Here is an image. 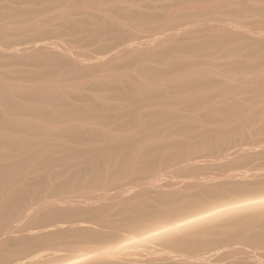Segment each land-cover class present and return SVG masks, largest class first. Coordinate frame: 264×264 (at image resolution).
<instances>
[{
	"label": "bare ground",
	"instance_id": "6f19581e",
	"mask_svg": "<svg viewBox=\"0 0 264 264\" xmlns=\"http://www.w3.org/2000/svg\"><path fill=\"white\" fill-rule=\"evenodd\" d=\"M35 1H37V4L39 2L43 8L53 5H63L65 2H68V0ZM94 1L102 3L105 0ZM204 3L205 2H203V4ZM123 10L125 9L123 8ZM245 10L246 9H243V11ZM38 11L39 9L36 8H27L23 13L32 15ZM115 13H117L118 17L122 16L121 18L123 19L129 18L130 16L128 11H126L125 14L120 9H116ZM92 24L99 31L111 33L118 31L119 20L115 19V17L113 19H97L94 20ZM235 36L226 35L223 39H219L216 42L208 41L205 44L202 43L201 47L204 49L212 48L215 50H222L227 44H232L231 54H229L232 58H235L242 49L241 47L244 42L242 38ZM153 44L155 43L153 42ZM119 47L121 48V46ZM259 47L252 45L251 50H249L251 51V55L258 53V51H260L258 49ZM59 48L62 47L60 46ZM208 51L209 54H211V50ZM162 58L161 55L160 58L142 59L141 63H139L138 70H134V73L131 72V74H128L131 76L117 78L118 80L115 82L119 86V89L113 93L107 92L105 85L99 83L90 90L88 89L89 91L87 92L84 90L85 93L77 91L79 94L75 95L73 97L74 99L71 100H69L68 97L66 99L64 95H62L63 92L60 93L59 86H57L59 68L56 63L59 61V63H64L61 60L50 61L44 58L39 59V66L36 65L37 68L40 67L39 69L24 72V78L26 80L36 83L43 81L44 86H47L45 88L43 87L44 89L37 88L39 89L37 91L27 89V98H29V100L26 98V101H22L25 100L23 98L26 95L25 92H22L23 90L25 91V89H23L22 91H18L23 94L25 93L24 97H21V94V96L19 95L21 101H17L16 99L14 101L17 102L12 103L14 92L12 91L11 96L10 88L8 89L4 84L0 83V189L4 190L0 191V264H166L163 259L173 260L171 264H264V203H262V201H264V179L256 182H247V179L245 180L246 177H253V172L249 174V170L253 171V169H250L253 166V162L250 168L247 166L249 170L244 168L245 171L239 172V170V173L232 171L234 168L230 166V169H227V167L226 170L221 167L222 172L223 170L226 171L221 173L218 172L220 169L218 167L219 169L216 168L217 171L215 174H220L219 176H214L215 174L211 175L213 172L209 170L212 169H208L205 172L209 171L210 174L206 175L204 178H200L199 176L202 174L201 172L205 170V166H202L204 170L202 169L203 171L200 172L201 174H199L198 170L199 175H195L197 171L194 170L195 173L192 176L198 180L195 179L194 184L202 179V181H200L201 184L207 185V183H210V185L208 184L209 186L207 187L203 185L202 188L199 189L198 187L197 189V184H195L196 187H194V190H197L192 194L184 193L185 190L188 191V184L185 186V184L182 183H185V179L178 180V182L175 180L177 183L173 180L176 176L179 177V175L176 174L177 171H179L177 169L180 168V163L177 169L175 168L177 170L175 176V169H172V175L174 177L171 175V170L169 168L167 169L170 173L169 175H166L165 173L167 172H165L164 176H162L163 174L161 173L164 172L162 171V167L165 169L169 164L182 160L188 153L191 154L192 152L198 151L210 153L219 150L223 146L221 145L222 141L218 142L222 136H226L227 140L239 136L240 134L237 131L250 122L248 119H256L258 112L253 111L252 113H248L249 111L246 112L244 110L247 108V104L250 103L247 102L248 100H245V102H247L245 105L243 103L244 101L242 105L240 103L227 102L222 105L219 116L214 110L216 106H212V108L209 106L210 109H206L205 121L207 120L206 122L208 123V120L211 122L216 119L218 121V125L215 124L216 126L212 125L213 122L212 124L210 123L211 125H207L204 121H198L196 117H190L188 120L170 127L166 126L167 120L172 114L166 102L177 99L174 97L176 94L175 92H179L177 93L180 102L190 103L191 106L193 105L195 108H198V105L203 106V103L210 101L213 96L212 93L218 91L222 84H216L210 79V75L209 78L208 76L206 77V73V75L202 76H200L201 74H195V70L186 76H180V78L174 80V82L172 81L171 86L173 88L168 91L165 90L166 88L162 89L161 85L160 87L157 84L151 85V83L155 81L154 78H161L162 76L175 73L181 69L183 70L189 62L185 60L187 57H178L166 62V67L154 69V62L159 59L161 61ZM137 59L141 60L140 58ZM240 60L241 59L236 58L231 61L235 67H241L244 64H252L250 61L246 60V62H244L245 60ZM166 63L164 62V64ZM67 66H69V63H67ZM190 68L191 67H189V69ZM211 68L209 70H212ZM213 68H217L216 65ZM247 69L248 68H246V70ZM176 74H179V72ZM202 74L204 73L202 72ZM145 79L149 82L146 81V83ZM173 91H175V94ZM256 91L258 95L260 94L264 97V83ZM115 101L118 102L116 105V113L113 115H106L108 110L115 106ZM160 102H165L162 103V105L164 104L163 106H166L164 108L162 107L163 110L160 109L157 111L150 119H142L143 117H140L142 115L140 114L141 108L146 106L151 107L155 105V103ZM253 107H255V105H253ZM242 113L245 114V117L242 116ZM234 116L244 117L243 119L238 117V119L241 121L244 120L245 122L242 121L238 124L235 120H231V117ZM65 119H70L71 124L65 125V123H63ZM121 119L122 121H119ZM88 124L92 126L91 128L93 130H85V126ZM137 124L139 127L136 128H138V130L140 129L139 132H135L137 131L135 128ZM90 125H88V127ZM260 127L264 128V123ZM182 132L195 133V136L198 138L197 141H185L180 139V136H176L177 133ZM263 132L264 131H262V133ZM245 134L246 132L244 135ZM251 134V137L248 136L249 141L252 140L250 138L256 135L253 131H251ZM261 138H263L262 141H264V137ZM254 139L256 138L254 137L253 140ZM260 139L259 143L262 142ZM251 142L253 143V141ZM254 142L257 141L254 140ZM257 143L253 144L257 145ZM263 145L264 144H262V146ZM241 146L244 147L245 145L243 144ZM241 148H237V150L240 151ZM233 149L235 148H231V150ZM243 149L245 148H242V150ZM235 150L228 154L226 150L227 155L223 153V155H226V158L220 155V157L223 156L221 160L232 157L231 155L235 153H231L235 152ZM228 151L230 150L228 149ZM244 152L246 153V151ZM239 153L241 154V152ZM256 153L258 152H255V155H257ZM244 155H246V158L249 156H247V154ZM210 156L211 157L207 156L211 158L210 160L206 158V161H202L207 162L208 160L209 162L212 160L211 162H214L220 158L217 157V154H215L217 157L215 158L214 153L210 154ZM212 157L214 159H212ZM256 158L257 156L253 158V161ZM198 159L200 160L202 158ZM232 159L234 161L237 157H233ZM232 159H230V161ZM249 159L251 160L252 158L249 157ZM259 159L256 160L258 163L261 161H259ZM189 160L191 162V159ZM200 161H196V163ZM246 161L247 160H244V162ZM186 162L189 161L186 160ZM238 162L240 163V161ZM238 162H236V164ZM192 163H195V161ZM55 164H63L68 169L69 172L68 175H66V181L64 184L49 185L50 187L43 185L46 181L48 182L49 179H60V177L63 176L59 171L51 174H46L44 172L48 165L52 167ZM182 164L183 163H181V165ZM185 164V166L188 165V168H192L189 164ZM208 164L212 165V163ZM217 164L220 163L217 162ZM169 166L170 168L174 167L171 165ZM200 166L201 165H198V168ZM236 166L237 168L235 171L243 167L240 166V164ZM255 167L256 166L253 167L254 171L256 169ZM160 168L162 170L158 172L162 175L160 173L158 174H160L161 178L154 173ZM188 168L187 170H190V168ZM257 168L258 171L264 170L263 166L259 167L258 165ZM85 169H91L95 175L90 177ZM180 169V171H182V168ZM183 170L185 171L186 168H183ZM213 171L215 170L213 169ZM148 173L152 174V176L150 175L151 177H153V175L157 176L156 179L154 178L155 182L161 183L160 187L163 189L164 187L166 188V186H162L163 179H169L170 181V175L173 177L172 181L174 183L171 184V181L169 185L166 183V180L165 183L170 186H168L169 188L173 187V185H177V187L180 188V183H182L184 187L182 186L180 190H178L179 188L176 186L173 187L174 190H166L167 188L165 190L162 189L163 191L157 190L159 192L155 191V194H157L155 196H152L153 194L150 192L152 195L147 196L146 194L147 197L142 200H140L142 196H140V194L141 192L143 194V190H146V188L138 189L139 191H134L136 200L128 197L130 200L126 199L125 201L124 199L123 206H119L118 204L119 207L115 206L116 208L107 205L111 207V210L103 206L98 208L94 207L92 209H85L83 207L74 208V206L71 208V205L74 204L77 206L76 203L80 204V201H83L82 198H84V195L82 196V194L84 191L83 193L80 191L81 195L80 193L77 195L75 191L76 193H73V195L68 193L70 198H59L62 193L66 192L67 194V191H70L71 188L74 187L73 190H75L79 185H91L93 188L97 183L106 184L108 178H114L116 182L120 181L121 183L122 178L127 180L130 177L139 178L142 176L143 179V176L147 177L146 175H148ZM239 176L241 178L243 177L242 179H244L245 182L234 180L240 179ZM260 176L262 175L259 172H254L255 178ZM125 177L127 178L125 179ZM225 177H229L228 179H232V181L223 180L217 182V180ZM181 178L184 177L181 176ZM249 178L248 180H251V178ZM159 179L162 181L160 180V182ZM134 180L132 179V182ZM130 181L128 180V182ZM138 181L137 179L136 183L138 186H143L141 185L142 182H140L141 184L139 185ZM193 181L192 183L189 182V188H192V185H194ZM200 182L198 183L199 185H201ZM108 184L111 186V183ZM108 184L106 186L110 187ZM146 185L147 187L149 185L153 186L152 182L150 184H145L144 187H146ZM117 187L119 188V186ZM129 187L127 185L126 189ZM135 187L137 188V185ZM135 187L133 185L130 189H134ZM185 187H187V189ZM99 188L100 187L97 189ZM104 188H102V192ZM116 188L114 189L116 190ZM184 188L185 190H183ZM114 189L111 190L113 194ZM119 189H122V187ZM126 189L124 190L125 193L131 191L130 189ZM191 190L193 191V188L189 191ZM120 192H122V190H120ZM97 193L98 196H100V192L98 191ZM108 193L107 191L105 192L106 195ZM113 194H111L112 197ZM101 195H103V193ZM138 195L140 196L139 199L137 198ZM144 195L145 194H143L142 197H144ZM93 197L88 199L84 198L83 204L89 205L90 203H97V197ZM101 199L106 201V198ZM114 199H116V197ZM61 203L66 205L69 204L70 206L59 208L58 206ZM121 203L122 202H120V204ZM48 204L51 206H48ZM115 205H117V203ZM236 245H239L238 248L235 247ZM143 247L150 249V252L154 255L156 254V256L150 259L148 258V260L145 259L146 256L143 258V254L147 253L141 252V250L145 249ZM227 247H231L232 249L233 247L237 248L236 252L242 253L241 255H244L243 258L234 261H226L225 263L223 262L225 260L224 258H215L221 248ZM233 250V252L236 253L235 249ZM233 252L232 254H230L231 252H229V254L226 253V255H233ZM124 256L126 260L127 256H130L128 258L129 260H127L129 261L128 263H120V259L124 258ZM159 260L164 263L157 262Z\"/></svg>",
	"mask_w": 264,
	"mask_h": 264
},
{
	"label": "rangeland",
	"instance_id": "374dc122",
	"mask_svg": "<svg viewBox=\"0 0 264 264\" xmlns=\"http://www.w3.org/2000/svg\"><path fill=\"white\" fill-rule=\"evenodd\" d=\"M36 2L37 1H35V0H0V83L4 84L8 89L10 88L9 89L10 95L12 94V91L14 92L13 97H12V101H11L12 103H15L17 101H21V97H24L25 93L27 95V91H26L27 89L37 91L39 89H44L45 87H47V86H44L43 81H40V83L38 82L39 83V85H38V83L28 81L24 78L25 77L24 72L33 71L35 69L40 68V67L39 68L36 67V65L39 66V63H38L39 59L44 58V59L50 60V61L61 60L64 62V63H62V62L59 63L60 62L59 61L58 63H56V65L59 68V73H58L59 75L57 76L58 81L57 80L56 81L58 82L57 86H59L58 88H59L60 93L63 92L62 95H64V97L66 99L68 97V99L71 100V99H74L73 97L75 95L79 94L78 92L85 93V92L89 91L92 87L98 85L99 83H103L105 85V88H107V92L113 93L119 89V86L116 84L115 81L118 80L120 77L122 78L125 76H131L128 74H131V72L134 73L136 70H138L139 63H141L142 59H149V58H154V57L160 58V56L162 55L163 58L161 59V61L159 59V60H156L157 62L156 61L154 62V65H155L154 69L166 67L167 66L166 62H168L170 60H174L178 57H184V58L187 57L185 60H187V62L188 61L189 62L187 64V66H185L183 68L184 71L181 69L179 71H176L175 73H172V74H169L166 76H162L161 78L160 77H158L157 79L154 78L155 81H153L151 83V85L157 84L159 87L161 85L162 89L166 88L165 90L168 91L171 88H173L171 86L172 81L174 82V80L180 78V76H186L187 74H190L191 72H194L195 70H196L194 72L195 74H199V75L201 74L200 76L207 74L206 77L208 76V78L210 75V79H212L216 84H218V85L222 84L223 85V86L220 85L221 87L219 86L220 89L218 91H214V93H212L214 97L212 96L210 101L203 103L202 104L203 106L198 105L197 106L198 108H195L193 105L191 106L190 103L180 102L179 96H178L179 92L177 91L178 92L177 93V92L173 91V93L175 92L177 94L176 95L174 93L175 94L174 97L177 99H173V100H170V102H166L167 106L169 105L168 108H170V111L173 114V115L171 114V117L167 120L166 126L170 127V126H173L175 124L182 123V122L188 120L190 117H196L198 119V121L206 122L207 120L205 121V118H206L205 113H206V109H210L209 106L211 108H212V106L213 107L216 106L214 110L216 111L215 113L218 114V116H219V113L222 109L221 108L222 105H224L227 102L236 103V104L240 103L241 105L243 103L245 105V104H247V102L248 103L250 102L249 103L250 105L247 104V108H245L244 110L246 112L249 111L248 113H252L253 111L258 112V116L256 119H254V120H252V118L248 119V121L250 120V122H252V123L248 122L249 125L247 124L245 127H243L242 129L237 131L240 134L239 136H236L234 138L232 137L230 140L229 139L227 140L226 136H222L218 140V142L222 141L221 145H223L219 150L213 151L210 153L209 152H206V153L205 152H199V151L198 152H192L191 154L188 153L187 156L184 157L185 159L182 158V160L176 161V163L173 162L172 164H169V165L174 166V167L170 168L169 165L166 166L165 167L166 170L168 168L171 170V175L173 174L172 169H175V168L177 169L179 163H180L179 167L182 168V171H180L181 170L180 168L177 169L179 171H177L176 169H175V171L173 170L174 176H175L176 171H177L176 175H179V177L178 176L175 177L176 179L173 178L174 177L173 175H172L173 177L170 175V181H169V179H165V180L163 179L162 186L163 185L166 186L167 189L165 187H164V189L162 187H160L161 183L155 182V179L157 176L161 178V176H160L161 173L163 174V175L161 174L162 176H164L165 172H167V173H165L166 175L170 174L168 172V170L166 171L164 169V167H162L163 170L160 168L156 172H154L155 174H157V176L153 175V177H151L152 176L151 173H153V172H151V173H148V175H146L147 177L143 176L144 180L142 179V176L139 177L140 179L130 177L127 180H124V178H122V181L120 183V181L116 182V180H114V178H111V179L108 178V181L106 182V184L101 183L102 184L101 185L100 183L99 184L97 183L96 184L97 187L93 186V188H92L91 185L85 184V185H79V187L75 190H73L75 187L71 188L70 191H67V194H66V192H64L65 195H64V193H62V195H60L59 198H63V199H65L66 197L70 198L69 194L73 195V193L75 194L77 192V195H78L80 193V191H81V193H83V191H84L82 196L84 195L83 197L87 198V199L90 197H93V196L97 197L98 191L101 194L103 193V195H101L99 193V195L102 197L98 196L97 199L95 198L96 202L98 201L99 203L97 202L95 204L90 203L89 205L88 204L84 205L83 204L84 198L81 197L83 199V201H80L82 204L76 203L77 206L73 204V205H71V208H73V206H74V208L83 207L85 209L86 208L92 209L94 207L98 208L100 206L101 207L102 206L108 207L109 205L112 208L113 207L116 208L118 206V204H119V206L120 205L123 206L122 204L124 203V199H125V201H126V199H129L130 197L135 199L136 196L134 195L135 194L134 191L135 190L137 191L138 189H145L146 188V190H143V194H145L144 197H142L143 196L142 192L140 194V196L142 195L141 196L142 198L138 195L137 198L139 199V197H140V200H142L145 197L152 195V194H153L152 196L157 195V194H155V191H157V190H159V191L162 189L163 190H165V189L166 190H168V189L174 190L173 187L174 186L177 187V185H173V187L169 188L170 187L169 182L172 181V178L174 181L176 180L177 182H178V180L185 179V183L184 182H182V183L185 184V186L187 184L190 186L189 182L192 183V181L194 180L193 181V184H194L195 179L197 180V178H194L192 176L195 173L194 170L197 171V173H195V175H199L202 173L199 177L204 178L206 175L210 174V172H213L211 175H214L216 173L217 169H219V168L220 169L218 170V172H221V173L226 172L225 170L227 167H228L227 169H230L229 166L231 168H234V170H232V171H234L236 173L239 170H240L239 172H243V171H245L244 168H247V166H248V168H250V166H252V162H253V166L250 168V169H253V171L249 170L248 168L246 169V170H249V174H251V172H253V177L251 178L249 176L251 178V180H248L249 177L248 178L244 177L245 180L247 179V182H256V181H260L261 179H264V176H263L264 170L263 171L257 170L258 165H259V167L260 166L264 167V165H263L264 164V159H263L264 158V153H263L264 152V149H263L264 145L262 146V144H264V141H262L263 138H261V137H264V132L262 133V131H264V128L260 127L264 123L263 122L264 121V97H262L260 94L258 95V93L256 91L264 83V66H263L264 65L263 64V62H264V0H191V1H188V0H105L102 3H98L94 0H77V1L76 0H70V1L68 0V2H65V4H63V5H53V6H49L47 8H45V7L43 8V6L41 4H39V2H38V4ZM203 2H205V3L203 4ZM27 8H34V9L36 8V9H39L40 12L38 11L35 14L27 15V14L23 13L24 10ZM123 8L125 10H123ZM116 9H120L123 13L128 11L130 13L129 18L123 19V18H121L122 17L121 15H120L121 17H118L117 13H115ZM243 9H246V10L243 11ZM114 17H115V19L119 20L118 31H114L111 33L102 32V31L97 30L94 27V25L92 24V22L94 20H97V19H104V18H110V19L112 18L113 19ZM246 18H247V20H246ZM240 24H242V25H240ZM175 26H176V28H175ZM249 26H252V27H249ZM229 32H231V33H229ZM226 35L227 36L228 35L229 36H232V35L235 36L236 35L235 37L239 36L240 38H242L244 40L242 47H241L242 49L240 50L238 55H236L237 57H235V58H232V56L230 55L231 49L233 47L232 44H229V45L227 44L222 50H219V49L215 50L212 48L211 49H204L201 47L202 43L205 44L208 41L216 42L219 39L220 40L223 39V37H225ZM132 39H134V40H132ZM153 42L155 44H153ZM123 44H124V46H123ZM59 45L62 48H59L60 47ZM196 45H197V47H196ZM252 45L257 46V47L260 46L258 48L260 51H258V53H256L255 55H251V51H249V50H251ZM119 46H121V48ZM67 47H68V49H67ZM229 47H230V49H229ZM73 48H75V49H73ZM134 49H136V50H134ZM51 50H52V52H51ZM208 50H211V54H209ZM215 52H216V54H215ZM98 54H100V55H98ZM164 55H165V57H164ZM210 55H211V57H210ZM226 55L228 58L226 57ZM137 58H140L141 60H138ZM236 58L241 59L240 61L245 60L244 62H246V60L250 61L252 64H246V65L244 64L241 67H238V66L235 67V65L232 64L231 60L236 59ZM261 59H263V60H261ZM252 61H254V62H252ZM164 62L166 64H164ZM67 63H69V66H67ZM215 65L219 69H217V68L214 69L213 67H215ZM189 67H191V68L189 69ZM204 67H205V69H204ZM210 68L212 70H209ZM246 68H248V69L246 70ZM262 69H263V71H262ZM201 71L204 74H202ZM249 71H251V72H249ZM178 72H179V74H176ZM170 75H171V77H170ZM172 75H173V77H172ZM166 77H168V78H166ZM244 77H246V78H244ZM170 78H172V79H170ZM227 79H230V80H227ZM156 80H157V82H156ZM146 81L149 82L147 79H145V82ZM224 87H228V88H224ZM37 88H39V89H37ZM23 89H25V91ZM227 89H229V90H227ZM244 89H245V92H244ZM19 90H21V91L23 90L22 92H25V93L23 94L22 92H18ZM79 90H82L83 92L79 91ZM84 90H85V92H84ZM26 95L23 98L25 100H22V101H26V98L28 97V95L27 96ZM15 97H18V98H15ZM16 99H17V101H14ZM27 99L29 100V98H27ZM245 100H248V101L245 102ZM162 103H165V102L155 103V105L158 104L157 106L153 105L151 107L146 106V107L141 108L140 114H142V115L140 117H143L142 119L152 118L153 115H155V113L157 111L162 109V107L163 108L166 107V106H163L164 104L162 105ZM117 104H118V102L115 101V106L111 107L109 109L110 111L108 110L106 115H109V114L113 115L114 113H116L115 111H117L116 110ZM170 104H172V105H170ZM252 104L255 105V107H253ZM252 109H255V110H252ZM242 114L241 115L245 117V114L244 113H242ZM246 116H249V115H246ZM238 117L240 119L244 118V117H240V116H237V117L234 116V117H231V120H235V122L240 124L244 120L241 121L240 119H238ZM66 120L68 121V123ZM119 121H122V119ZM212 122H213V124H212ZM63 123H65V125L66 124L68 125L69 123L71 124V121H70V119H65V121H63ZM210 123L213 126L218 125V121L216 119H214V121L212 120L211 122H210V120H208L207 125H211ZM88 125H90V124H88ZM88 125L85 126V130H90V131L93 130L91 128L92 126L90 125L88 127ZM136 127H139V125L137 124L135 126V128ZM246 128H247V130H246ZM199 129H201V128H199ZM261 129H263V130H261ZM136 130L137 131H135V132L140 131V129L138 130V128H136ZM244 130H246V131H244ZM251 131H253V133H256V135H254L250 139H252L251 141H253V143L258 142L257 145L253 144L248 139L249 137L252 136ZM245 132H246V134L244 135ZM188 133H190V134H188ZM184 135H185V137H184ZM195 135L196 134L193 132H182V133H177L176 136H178V137L180 136L179 138L183 139L185 141L189 140L190 142H195L198 139ZM256 136L257 137L260 136V137L257 138ZM254 137L256 138L254 140L257 142H254V140H253ZM192 139H193V141H192ZM259 139L262 141V142L260 141L261 143H259ZM246 141H247V143H246ZM87 142H90V141H87ZM242 143L245 145L244 147L241 146V145H243ZM250 143H251V145H250ZM235 146L238 149H240L241 147L245 148V149L242 150V148H241V150L239 151V150H237V148ZM231 148H235L237 150L236 151L235 149H233V150H235V152H232L231 154H234V153L235 154L237 153V154H236V156H235V154L231 155L232 157H230V158L228 157L226 159L227 160L226 161L225 156L228 153H230L231 151H233V150H231ZM255 148H257V149H255ZM228 149L230 151H228ZM260 149H261V151H260ZM226 150H227V154H226ZM238 151L241 152V154ZM244 151H246V153ZM219 152H220V154H219ZM255 152H258V153H256L257 155H255ZM213 153H214V156H215V154H217L218 155L217 157H220V155H223V153H225L226 155L225 154L223 155L225 157L224 158L225 161L221 160V159H223V156H222V157L218 158L219 160L217 159L214 162H211L212 161L211 160L208 162V160L211 159V158H209V157H211L210 154H213ZM244 154H247V156L248 155L249 156L246 158L245 157L246 155H244ZM206 155L209 157H207ZM258 155H259V157H258ZM241 156H244L245 159H244V157H241ZM255 156H257V158L254 159V161H253V158ZM217 157L215 156V158H217ZM233 157L234 158L237 157V159H234V161H233V159H232ZM249 157L252 159L250 160ZM198 158H202V159H200L201 161L202 160L206 161L205 160L206 158H208V160H207V162H204V161L201 162ZM238 158H241L242 160L238 159ZM189 159H191V162ZM212 159H214V158L212 157ZM230 159H232V160L230 161ZM257 159H259V161L260 160L261 161L258 163V161H256ZM186 160L189 162H186ZM244 160H247V161L244 162ZM194 161H195V163H192ZM196 161H200V162L196 163ZM220 161L222 162V164ZM238 161H240V163ZM248 161H251V162H248ZM184 162L187 164L192 163L195 166L192 164H189V166H191L192 168L189 167L190 170H187L188 165L185 166L186 164ZM217 162L220 164H217ZM236 162H238V163L236 164ZM254 162H255V164H254ZM181 163H183L182 165L184 167L181 165ZM205 163H207V164H205ZM208 163H212V165L211 164L209 165ZM213 163H214L215 168L213 167ZM239 164H240V166H243L242 167L243 169L241 168V169H238L237 171H235V169L237 168L236 165H239ZM260 164H262V165H260ZM175 165H177V166H175ZM196 165H197V167H196ZM198 165H201V166L198 168ZM217 165H219V166H217ZM224 165H226V166H224ZM202 166H205V168L203 167L205 170L202 168ZM209 166H210V168H209ZM254 166H256L255 171L253 168ZM221 167H222V169H225V170H223V172L221 171L222 170ZM183 168L184 169L186 168V170L184 171ZM208 169H212V170H209L210 172L207 171L208 173L205 172ZM213 169L215 171H213ZM161 170L164 172H161V173L158 172ZM198 170H199V174H198ZM58 171L63 174V176L60 177V179H55V180L49 179L48 182H50V183H48L46 181L45 184H43V185H47L48 187H50L53 184H56V185H59L62 183L64 184V182L66 181V175H68V172H69L65 165L55 164L52 167H50V165H48L44 170V172L46 174H51L53 172H58ZM85 171L88 172L90 177L95 175L91 169H88V170L85 169ZM201 171H203L205 175ZM254 172H259L262 176L255 178L256 176L254 177ZM158 173H160V174H158ZM190 174H191V176H190ZM202 175H204V176H202ZM217 175L215 174L214 176H217ZM181 176L184 178H181ZM196 177H198V176H196ZM95 178H96V176H95ZM126 178L127 177H125V179ZM131 178L133 180L135 179L134 180L135 182L134 181L133 182L137 185V188L135 187L136 185L132 182ZM200 178H198V179H200ZM225 178L228 179L229 177H225ZM225 178H221V179L217 180V182H221L223 180L230 181V182L232 181V179L226 180ZM239 178L240 179H237V180L234 179V180L235 181L240 180V181L245 182V180L242 179L243 177L241 178L239 176ZM253 178H254V180H253ZM137 179L139 180L138 181L139 185L141 184L140 182H142L141 185H143V186H141V187L138 186V184L136 183ZM153 179H154L155 183L153 182ZM128 180L129 181L131 180L130 181L131 183L128 182ZM160 180L161 179H159V181ZM166 180H167V182H166ZM150 181L152 182L153 186L149 185L150 187L149 186L147 187V185H146V187H144L145 184H150L151 183ZM200 181H202V179H200L199 182ZM203 181H205V180H203ZM143 182L144 183L146 182V183L144 184ZM165 182L168 183L169 185H167ZM199 182L195 183V184H197V189H198V187H199V189L202 188V186L204 185V184H201V182H200L201 185H199L198 184ZM108 183H111V186ZM114 183H115V185H114ZM153 183L156 185H154ZM173 183L174 182L172 181L171 184H173ZM182 183H180L181 187L183 186ZM202 183H204V182H202ZM107 184L110 187L106 186ZM125 184H126V186L128 185V187L130 186L131 188L134 185V187L136 189L135 188L130 189V187H129L127 189H130L131 191L125 193V191H124L126 189ZM195 184L192 185L193 191L192 190L189 191L192 188L191 187L189 188V186L187 185L188 191L185 190V188L187 189V187H185L183 190H185L186 192L184 191V193H187V194L194 193L197 190V189L194 190V187H196ZM208 184L210 185V183H207V185L205 184L206 186L205 185L204 186L207 187V186H209ZM211 184H213V183H211ZM117 186H119V188L122 187V189H119ZM98 187H100V188L97 189ZM154 187H156V188H154ZM102 188H104L103 192L101 191ZM114 188H116V190ZM177 188H179V187H177ZM180 188L178 190H180ZM112 189H114L113 191H114L115 195L113 194V192H111ZM108 190H109V193L113 194V197L111 196V194L108 193ZM117 190L119 192H120V190H122V192L119 193ZM175 190H176V188H175ZM0 191H4V190L0 189ZM72 191H74V192H72ZM94 191H96V192H94ZM106 191L108 193L107 195L108 196L110 195L109 197L105 194ZM144 191H145V193H144ZM159 191H157V192H159ZM81 193H80V195H81ZM104 194L106 197L104 196ZM146 194H147V196H146ZM99 197H100V199H99ZM115 197H116V199H114ZM101 198H106L105 199L106 201H104V199L102 200ZM119 199H121V200H119ZM108 200H110V201H108ZM120 202H122V203L120 204ZM116 203H117V205H115ZM97 204H99V205H97ZM49 205L50 204H48V206ZM60 205H61V207H60ZM60 205L58 206L59 208L70 206L69 204H67L68 205L67 206L66 204H62V203ZM111 207H108V208L111 210ZM112 211H113V209H112ZM238 246L239 245H236L235 247L238 248ZM143 248H145V249L141 250V252H143V253L147 252L146 254H143V256H144L143 258H145V256H146V258H145L146 260H148V258L150 259L151 257L153 258L156 256V254L154 255L152 252H150V249H148L146 247H143ZM158 248H160V247H158ZM237 248L233 247V249H235V252H236ZM233 249L231 247L221 248V250L219 251L220 254L218 252L217 254H219V255L216 254L215 258H221V257L224 258L225 259L223 261L224 263L226 261H234V260L243 258L244 255H241L242 253L241 254L239 252L234 253ZM149 252H150V255H149ZM229 252H231L230 254H232V252L234 254L228 256ZM226 253H228V254L226 255ZM166 255H165V257H166ZM236 255H238V256H236ZM232 256H234V257H232ZM129 257L130 256H127V260H129L128 259ZM231 259H233V260H231ZM127 260L125 259V256H124V258L120 259V263H128L129 261H127ZM163 261L166 264L167 263L168 264L173 263V260L163 259ZM157 262L164 263V262H161V260H159Z\"/></svg>",
	"mask_w": 264,
	"mask_h": 264
},
{
	"label": "snow or ice",
	"instance_id": "6c2138e0",
	"mask_svg": "<svg viewBox=\"0 0 264 264\" xmlns=\"http://www.w3.org/2000/svg\"><path fill=\"white\" fill-rule=\"evenodd\" d=\"M262 203H264V201H262Z\"/></svg>",
	"mask_w": 264,
	"mask_h": 264
}]
</instances>
